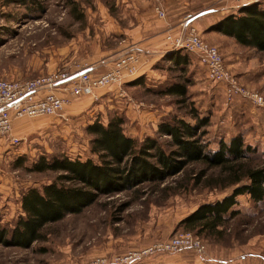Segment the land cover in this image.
Masks as SVG:
<instances>
[{
  "label": "rangeland",
  "instance_id": "374dc122",
  "mask_svg": "<svg viewBox=\"0 0 264 264\" xmlns=\"http://www.w3.org/2000/svg\"><path fill=\"white\" fill-rule=\"evenodd\" d=\"M220 1L0 0V79L22 84L38 81L40 97L54 92L64 99L57 114L14 118L12 133L18 143L0 138L2 227L12 230L26 215L21 201L29 187H41L54 178L53 172L29 170L41 156L48 160L62 156L96 159L86 127L97 120L107 124L119 117L126 134L140 141L154 137L167 142L169 136L159 132V124L177 118L196 124L190 112L193 105L210 119L203 128L212 148L218 146L219 138L229 140L239 134L258 149L255 162H264V109L238 94L230 97L224 85L208 78L195 54L172 45L181 35L183 21L193 14L183 10L187 2L197 12L228 2V10L214 16L242 14L241 7L249 2ZM250 1L264 9V0ZM236 2L239 9L229 7ZM173 18L181 20L176 31L164 38L178 52H166L161 43L151 40ZM207 19L192 24L206 42L218 48L236 80L264 97V51L238 43L216 29L217 25L200 26L201 22L208 24ZM127 57L135 60L121 68L122 78L95 86L92 92H77V80L52 87L53 80L81 69L93 68L92 78H99L120 69L118 62ZM175 84L186 86V101L167 93ZM202 171L206 175L197 181ZM218 173L198 162L161 181L98 192L80 213L46 224L41 239L29 246L0 242V264L96 260L116 264L122 259V264H264V200L239 195L233 207L238 213L228 216L216 233L191 232L180 225L200 204L232 193V187L207 186L209 177ZM175 238L181 240L180 246L168 248Z\"/></svg>",
  "mask_w": 264,
  "mask_h": 264
},
{
  "label": "trees",
  "instance_id": "16d2710c",
  "mask_svg": "<svg viewBox=\"0 0 264 264\" xmlns=\"http://www.w3.org/2000/svg\"><path fill=\"white\" fill-rule=\"evenodd\" d=\"M241 13L221 19L216 29L242 45L264 51V9L251 4L241 8ZM183 58L187 62V57ZM167 93L177 94L182 97L181 101H186L185 85L175 84ZM190 112L197 120L194 125L184 118L159 124V132L169 136L167 142L154 137L140 141L126 134L122 118L114 117L107 124L97 120L86 127L92 137L91 152L97 156L95 160H70L68 156L48 160L41 156L29 170L53 172L54 178L41 187H29L23 193L21 203L26 215L18 219L12 230L0 223V242L29 246L41 239V230L46 224L70 213H80L96 199L98 192L129 189L149 180L161 181L198 162L219 171L209 177L207 186L232 187V193L200 204L180 225L191 232L221 231L227 217L238 213L233 207L239 195L247 194L258 202L264 200V162H255L258 149L247 144L239 134L229 140L219 138L218 146L212 148L208 131L203 128L209 125L210 119L201 116L193 105ZM205 175L200 172L197 181Z\"/></svg>",
  "mask_w": 264,
  "mask_h": 264
},
{
  "label": "built area",
  "instance_id": "2783aa9c",
  "mask_svg": "<svg viewBox=\"0 0 264 264\" xmlns=\"http://www.w3.org/2000/svg\"><path fill=\"white\" fill-rule=\"evenodd\" d=\"M244 1V0H238ZM246 1V0H245ZM161 17L165 14L159 11ZM172 45L180 50L195 54L198 62L206 69L208 78L213 83L224 85L226 92L230 97L238 94L245 100H252L258 107L264 109V97L259 92L251 91L242 86L236 77L230 73L224 62V58L218 48L206 42L198 29L192 24L191 18H186L182 23V31ZM134 57L123 58L118 62L120 69L110 71L99 78H92L91 68L81 69L52 81V87H60L72 81L75 82L74 88L77 92L83 90L92 92L95 86H106L122 78L121 68L129 65ZM132 70L131 72H135ZM76 84H79V86ZM38 81L22 84L17 81L0 79V138L9 137L11 143L16 144L19 141L12 133L13 120L21 116H38L44 114H57L63 109L64 99L54 92L40 97V88ZM73 89V88H72ZM232 100V99H231ZM181 240L175 238L167 246L168 248H177ZM199 247V245H198ZM200 249L202 247H199ZM133 258V256H130ZM122 260H117L116 264H122ZM79 264H107L106 261L96 260L93 262H82Z\"/></svg>",
  "mask_w": 264,
  "mask_h": 264
},
{
  "label": "crops",
  "instance_id": "0c3cea01",
  "mask_svg": "<svg viewBox=\"0 0 264 264\" xmlns=\"http://www.w3.org/2000/svg\"><path fill=\"white\" fill-rule=\"evenodd\" d=\"M220 1V0H219ZM229 1V0H228ZM232 2L233 1H235V0H231ZM237 1V0H236ZM245 1V0H244ZM244 1H238V2H244ZM249 1V2H248ZM220 2H224V0H221ZM245 2H248V3H245L244 5L245 6H250L253 2H251L250 0H246ZM228 3V2H227ZM227 3H221L220 4V6H218L217 8H215V9H212V8H206V9H202V10H200V11H196V7L194 6V4H191L190 2H187L186 4H185V6H184V8H183V10L184 11H187V12H189V13H193V14H191L190 16H188L187 17V19L188 18H191V22L193 23V24H199L200 23V21H201V19H204L205 17H208V19L206 20V22H209L208 24L207 23H202L201 22V25L200 26H205L206 25V27L205 28H207V27H212V26H216L217 25V23L221 20V19H223V18H225L226 16H228V15H224V16H220V15H217V16H214V14L215 13H219V12H221V13H223L224 11H226V10H228L227 9V7H228V5H227ZM239 3H233L232 5H230L229 7L230 8H234V9H239ZM245 6H242L241 8H243V7H245ZM197 13H196V12ZM235 12V11H234ZM220 13V14H221ZM211 15H213L212 16V20H210L211 19V17L209 18V16H211ZM230 15H235V13H232V14H230ZM238 15H240V14H238ZM236 16V15H235ZM179 20H181V19H179ZM178 19H174L173 18V21L170 23V24H168V26H165L164 28H161L162 30H160L161 32H157L156 33V35H157V37L155 38V39H152L151 41L153 42V43H161L160 45H163V49H165V51L166 52H178L177 50L175 51L174 49H170V47H168L167 46V44H166V41H165V38H164V36H165V34H167V33H169V31H176V28H177V26H178V24H179V21ZM210 20V21H209ZM179 21V22H178ZM195 24V25H196ZM177 25V26H176ZM197 26V25H196ZM159 33H162V35L161 34H159ZM197 58V57H196ZM188 62V61H187ZM145 69V67L144 68H142V70H144ZM238 106V104L236 105V107ZM240 106H243V105H240ZM233 136V135H232Z\"/></svg>",
  "mask_w": 264,
  "mask_h": 264
}]
</instances>
